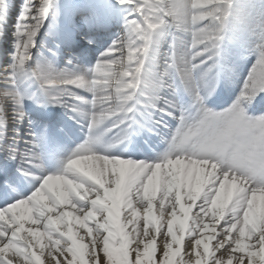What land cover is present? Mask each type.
I'll use <instances>...</instances> for the list:
<instances>
[{
    "label": "snow or ice",
    "instance_id": "snow-or-ice-1",
    "mask_svg": "<svg viewBox=\"0 0 264 264\" xmlns=\"http://www.w3.org/2000/svg\"><path fill=\"white\" fill-rule=\"evenodd\" d=\"M7 11L0 0V21ZM238 18L236 0H24L0 67V264H45V250L48 264H264V11L255 39L233 50ZM26 100L87 129L59 172L43 170L40 149L63 129L43 111L34 127ZM148 117L168 130L167 149L114 151L159 134Z\"/></svg>",
    "mask_w": 264,
    "mask_h": 264
},
{
    "label": "bare ground",
    "instance_id": "bare-ground-1",
    "mask_svg": "<svg viewBox=\"0 0 264 264\" xmlns=\"http://www.w3.org/2000/svg\"><path fill=\"white\" fill-rule=\"evenodd\" d=\"M60 2L63 4L66 2V0H60ZM240 8H239V18L238 21L233 20V23L231 25H233V34L237 35L241 30H243L244 32H250L248 29H250L256 21V19L261 17V12L264 11V0H239V2L237 3ZM258 4L261 5V12L260 15L256 12H250L252 11V9L254 7H256ZM252 15H255V18H252ZM0 25H2V22H0ZM256 29V28H255ZM255 29H253V33L251 34V36L249 37L250 42H252L255 39V33L259 31V28L254 31ZM3 33V32H2ZM38 38V37H37ZM6 39L8 40V37L4 34L2 35V37H0V46H4L3 44V40ZM232 42H234V46L232 47L233 50H239L241 49L244 45L250 44L248 42V40H245L243 42H240V40H236V39H232ZM15 44L13 42H9L7 47H14ZM4 47H2L3 49ZM0 49V54H1V50ZM252 63H254V60L252 61ZM239 67L240 64H246L247 67H249L248 65V60H244L238 63ZM238 67V68H239ZM247 74H245L243 77H245ZM243 80V79H242ZM242 84V81H241ZM114 151H116L118 153V150L114 149ZM164 152V151H163ZM161 152V153H163ZM160 153V154H161ZM29 225H25V227H28ZM45 260V264H48V254H47V250H45V256L43 257Z\"/></svg>",
    "mask_w": 264,
    "mask_h": 264
}]
</instances>
